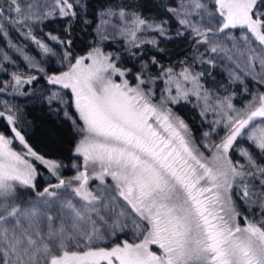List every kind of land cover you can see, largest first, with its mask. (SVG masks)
<instances>
[{
	"label": "snow or ice",
	"instance_id": "obj_1",
	"mask_svg": "<svg viewBox=\"0 0 264 264\" xmlns=\"http://www.w3.org/2000/svg\"><path fill=\"white\" fill-rule=\"evenodd\" d=\"M159 7L161 17L137 0H0V36L12 26L35 46L8 40L23 69L0 50V73L15 66L0 80V264H264V0ZM177 38L192 55L165 65L161 44ZM204 66L227 81L209 88ZM40 80L77 136L70 176L3 98L35 95L26 86ZM233 85L249 97L240 107ZM182 103L199 108V137Z\"/></svg>",
	"mask_w": 264,
	"mask_h": 264
},
{
	"label": "trees",
	"instance_id": "obj_2",
	"mask_svg": "<svg viewBox=\"0 0 264 264\" xmlns=\"http://www.w3.org/2000/svg\"><path fill=\"white\" fill-rule=\"evenodd\" d=\"M137 2L145 4V14L149 16L161 17L164 15L163 10L159 5L164 0H137ZM92 3H98V0H92ZM59 21L49 23L47 27L43 28L44 32L53 31L59 27ZM34 31L39 34L40 29L37 28ZM10 35L16 38V35L10 31ZM93 37L91 35V29L87 32H81L74 45L77 54H83L87 51L91 44ZM19 45H22L18 39H14ZM0 44L3 45V40L0 36ZM161 47L165 49L164 53L161 54V62L165 65L172 63L178 66L181 60H184L189 55V47L187 41L181 39H173L171 41H164ZM32 46L28 45L26 50L30 51ZM33 49V48H32ZM106 51L115 50V45L108 44ZM149 55L156 54L155 50L149 49ZM33 54V53H30ZM207 72H211L210 67L204 66L203 69ZM6 73H0V79H5ZM206 83L209 82L208 76L204 80ZM45 82L40 80L38 83L27 86V90L31 93L35 90V95L27 97L19 96L12 97V101L19 104L23 113L24 127L27 130L29 142L33 144L37 150L47 152L51 158L62 160L64 165H68L74 157L73 147L77 140V136L74 133V129L69 121L63 116L62 112H57L56 109L59 107L57 104H53L51 109L44 99L41 98L40 93L43 92ZM229 91L237 92L234 98L235 104H240L242 100L246 99L247 94L243 93L240 85H233L229 88ZM176 111L183 116L193 127L195 134L199 137L202 130V120L199 116L196 108L193 104H181L176 106ZM0 130H4L0 127ZM247 146V144L245 143Z\"/></svg>",
	"mask_w": 264,
	"mask_h": 264
},
{
	"label": "rangeland",
	"instance_id": "obj_3",
	"mask_svg": "<svg viewBox=\"0 0 264 264\" xmlns=\"http://www.w3.org/2000/svg\"><path fill=\"white\" fill-rule=\"evenodd\" d=\"M175 26H173L174 28ZM8 37H3L1 36L2 40H3V45L0 44V50H3V51H6L14 60L17 61V64L21 67V69H23V62L21 61L20 57H19V54L15 53L14 50L8 48V45H7V42L8 40L10 39L13 43L19 45L17 42H14L13 40L14 39H18L22 45H30L32 46V48H30V53H33L35 54V46L31 44L30 41L26 40L20 33H18L16 30L13 29L12 26H8ZM10 31H12L15 35H16V38H13L11 35H10ZM146 49H151L150 46H145ZM152 50V49H151ZM27 51V50H26ZM29 53V51H28ZM29 53V54H30ZM189 55L191 56L192 53L189 52ZM169 65H173L172 63H169ZM5 66L8 68V73L7 74V77L5 79H0V80H7L9 78V75L11 73V71L15 70V66L13 65H10V64H5ZM178 67V66H177ZM198 70H201V69H198ZM211 70V76H208V79H209V82L206 83V85L209 87V88H213L214 87V83L213 81H216V82H226L227 81V74L226 72L222 71V66L220 67H216V68H210ZM27 87V86H26ZM249 87H254V85L252 83L249 84ZM241 90H242V86H241ZM3 98H7V99H10L12 100L11 98L12 97H3ZM249 97L247 96L246 99L242 100V102L240 104H236L238 107L242 106L246 100L248 99ZM193 104H195V100H193ZM59 107H62L60 105H58ZM197 112L199 113V108H196ZM63 116V115H62ZM209 119H212L211 115L209 116ZM240 146L242 147H247L245 145V143L241 142ZM17 147V150H20V146L19 145H16ZM234 158H238L237 156H235L234 154ZM76 162V158L75 156L73 157V160L72 162L66 166L65 170H64V175L65 176H70L73 174V169L71 168V164ZM45 176L47 175V173L44 174Z\"/></svg>",
	"mask_w": 264,
	"mask_h": 264
},
{
	"label": "flooded vegetation",
	"instance_id": "obj_4",
	"mask_svg": "<svg viewBox=\"0 0 264 264\" xmlns=\"http://www.w3.org/2000/svg\"><path fill=\"white\" fill-rule=\"evenodd\" d=\"M71 162H72V161H71ZM71 162H70V163H71ZM70 163H69V164H70ZM69 164H68V165H69Z\"/></svg>",
	"mask_w": 264,
	"mask_h": 264
}]
</instances>
